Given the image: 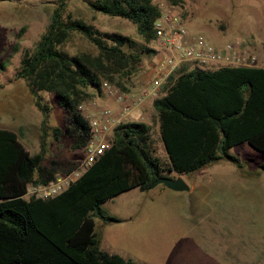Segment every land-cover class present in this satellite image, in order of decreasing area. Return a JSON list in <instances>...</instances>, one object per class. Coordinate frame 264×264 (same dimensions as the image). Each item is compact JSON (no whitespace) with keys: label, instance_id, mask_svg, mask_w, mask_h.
Wrapping results in <instances>:
<instances>
[{"label":"trees","instance_id":"16d2710c","mask_svg":"<svg viewBox=\"0 0 264 264\" xmlns=\"http://www.w3.org/2000/svg\"><path fill=\"white\" fill-rule=\"evenodd\" d=\"M85 2L92 10L129 20L151 42L159 14L152 0ZM64 8V1L58 0L33 46L22 49L16 70L41 115L37 151L29 153L14 131L0 127V264H143L98 247L93 216L103 222L120 220L100 203L133 186L146 189L164 171L188 173L219 159L239 166L238 156L228 149L242 142L264 153V66L204 69L182 64L151 99L167 161L153 153L149 124L129 119L112 129L109 146L64 190L47 198L26 197L28 183H43L53 172L75 166V159L41 163L47 130L56 137L59 128L49 126V106L39 91L54 94L63 110V132L70 137L71 148L78 149L89 134L79 109L91 95L86 87L98 92L106 80L126 89L125 82L140 61L139 52L123 48L131 45L127 36L102 33ZM72 32L97 52L62 49ZM258 166L264 169V163Z\"/></svg>","mask_w":264,"mask_h":264},{"label":"rangeland","instance_id":"374dc122","mask_svg":"<svg viewBox=\"0 0 264 264\" xmlns=\"http://www.w3.org/2000/svg\"><path fill=\"white\" fill-rule=\"evenodd\" d=\"M57 1L0 0V61L4 62L0 70V126L12 124L30 153L39 147L41 115L16 70L22 49L33 46ZM63 1L64 11L72 17L81 18L102 33L127 36L131 45L124 44L123 48L140 53L138 67L125 82L124 90H136L147 80V65L153 53L149 50L150 42L137 33L132 22L92 10L85 0ZM152 1L158 6L170 2ZM175 4L186 26L200 32L214 47L242 36L246 30L257 27L264 31V0H178ZM60 47L68 53L97 52L87 39L74 32ZM86 90L91 95L80 103L82 113L113 101L89 86ZM39 94L49 106V126L59 128L56 137L47 130L42 165H48L54 158H78L79 150L71 148L70 137L63 132V110L55 103L54 94L45 90ZM146 103H149L147 112L138 116ZM132 112L133 119L149 124L153 153L162 162L167 161L151 99ZM228 150L238 156L239 166L219 159L188 173L173 170L162 173L170 178L179 176L187 189L171 190L157 183L100 203L108 213L116 216L129 213L131 219L127 227L105 230L109 242L120 245L133 260L143 264H264V169L258 166L264 163V153L246 142ZM93 219L94 229L98 230L102 220L97 216Z\"/></svg>","mask_w":264,"mask_h":264},{"label":"built area","instance_id":"2783aa9c","mask_svg":"<svg viewBox=\"0 0 264 264\" xmlns=\"http://www.w3.org/2000/svg\"><path fill=\"white\" fill-rule=\"evenodd\" d=\"M150 48L153 58L148 67V78L136 90L120 89L115 84L102 80L100 91L112 98L115 105L102 103L83 113L89 134L78 148L80 154L75 166L55 171L43 183H28L25 196L47 198L64 190L109 146L112 129L129 120L130 113L146 100L158 96L168 76L182 64L197 65L204 69L220 66H255L256 54L247 46L242 36L214 47L198 31L189 29L177 4L164 2L152 24ZM81 105H79V109Z\"/></svg>","mask_w":264,"mask_h":264},{"label":"crops","instance_id":"0c3cea01","mask_svg":"<svg viewBox=\"0 0 264 264\" xmlns=\"http://www.w3.org/2000/svg\"><path fill=\"white\" fill-rule=\"evenodd\" d=\"M242 37L245 39V41L247 43V46L256 54L257 59H256L255 66H264V31L263 30H259L256 27L253 31L246 30L245 32H243ZM109 105L113 106V105H115V102L110 100ZM148 105H149V103H146V104L141 106L140 113H139L138 116L142 117V116L145 115V112H147V111H145V109H147ZM132 114H133V112L130 113L129 119H133ZM141 121H143V120L141 119ZM0 127H4V128H7V129H10V130L14 131L17 134V131H16L17 129H15L12 126V124L11 125L0 126ZM17 137H18V134H17ZM18 140L27 149V147L24 145L23 141L19 137H18ZM28 152H29V150H28ZM148 188H146V189H148ZM135 189L138 190V191L145 190V189H140L138 186H133V187H130V188L126 189V190H123V191L119 192L118 194H116L114 196L123 195V194H126L127 192H132V190H135ZM171 190H173V189H171ZM114 196H112V197H114ZM109 198H111V197H109ZM109 198H107V199H109ZM107 199H105L104 201H106ZM104 201H102V202H104ZM117 217L120 218L119 221H111V222H103V221H101V222H99L98 225H97V229L98 230L94 229L96 221L93 219V222H94L93 229L96 232L97 237H98L97 238L98 239V247L100 249H102V250L107 251V252L116 253V254H118V255H120L122 257L132 259V256L126 251V249L120 247V245H115V244H112L111 242H109L108 237L106 235V232H105L106 229L109 228L108 230H110L111 228H113L115 226L127 227L129 225L130 221H131V219L129 218V213H127L124 216H117ZM136 261H138V260H136ZM144 264H146V263H144Z\"/></svg>","mask_w":264,"mask_h":264},{"label":"water","instance_id":"95a60500","mask_svg":"<svg viewBox=\"0 0 264 264\" xmlns=\"http://www.w3.org/2000/svg\"><path fill=\"white\" fill-rule=\"evenodd\" d=\"M157 183H163L166 187L173 190H182L188 188L186 183L179 176L170 178L167 176L160 175L149 184V187H152Z\"/></svg>","mask_w":264,"mask_h":264}]
</instances>
